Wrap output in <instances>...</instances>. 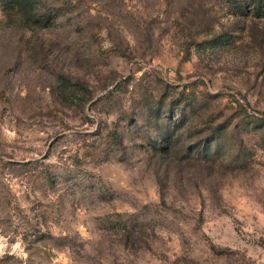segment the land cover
Returning a JSON list of instances; mask_svg holds the SVG:
<instances>
[{
	"label": "rangeland",
	"instance_id": "374dc122",
	"mask_svg": "<svg viewBox=\"0 0 264 264\" xmlns=\"http://www.w3.org/2000/svg\"><path fill=\"white\" fill-rule=\"evenodd\" d=\"M260 0H0V264H264Z\"/></svg>",
	"mask_w": 264,
	"mask_h": 264
},
{
	"label": "trees",
	"instance_id": "16d2710c",
	"mask_svg": "<svg viewBox=\"0 0 264 264\" xmlns=\"http://www.w3.org/2000/svg\"><path fill=\"white\" fill-rule=\"evenodd\" d=\"M255 13L264 16V0H260L259 4L256 6Z\"/></svg>",
	"mask_w": 264,
	"mask_h": 264
}]
</instances>
